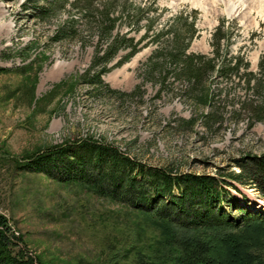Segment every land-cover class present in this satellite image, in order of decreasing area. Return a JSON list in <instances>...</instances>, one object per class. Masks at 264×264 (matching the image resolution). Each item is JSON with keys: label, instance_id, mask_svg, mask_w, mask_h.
<instances>
[{"label": "rangeland", "instance_id": "374dc122", "mask_svg": "<svg viewBox=\"0 0 264 264\" xmlns=\"http://www.w3.org/2000/svg\"><path fill=\"white\" fill-rule=\"evenodd\" d=\"M23 1L0 0V67L6 68L0 71V212L43 264H139L138 251L146 260L156 258L159 229L143 213L85 185L27 171L20 161L55 143L90 138L150 165L237 172L240 157L264 153V110L262 121L251 111L264 94L248 90L237 78L228 83L217 79L196 96L170 80L160 88L146 78L143 64L152 50L167 43L166 35L102 75L119 91L133 92L139 85L134 95L97 91L80 81L95 51L93 31L84 33L90 42L85 47L75 41H50L52 29L66 15L42 22L32 17L31 9L22 8ZM127 1L117 0L118 12L123 4L128 9L148 6L145 15L157 17L153 30L178 25L179 11L189 23V13L196 10L197 32L190 52L209 54L211 34L224 18L230 52L244 54L248 70L258 73L264 51V0ZM155 7L157 12H151ZM118 29L125 32L128 26L122 23ZM143 32L130 35L138 39ZM125 52L120 51L109 66ZM220 89L221 95L208 103V94ZM212 110L220 122L206 126L203 116ZM183 119L193 123L185 125ZM226 181L232 205L224 207L234 216L240 214L235 207L251 208L261 202L254 185Z\"/></svg>", "mask_w": 264, "mask_h": 264}, {"label": "trees", "instance_id": "16d2710c", "mask_svg": "<svg viewBox=\"0 0 264 264\" xmlns=\"http://www.w3.org/2000/svg\"><path fill=\"white\" fill-rule=\"evenodd\" d=\"M21 6L24 10L31 9L32 17L42 22L66 15L52 29L50 41H75L85 47L90 42L84 33L93 31L97 37L95 51L80 81L97 91L120 97L134 95L139 85L133 92L119 91L104 82L102 75L122 65L141 47L157 43L166 35L167 43L152 50L143 64L146 78L158 82L160 88L170 80V84H181L187 95L196 96L202 94L206 84L217 79L228 83L237 78L248 90L264 94V51L258 60V73L249 71L244 54H232L229 50L230 31L224 18L211 34V52L203 54L188 51L197 32L196 10L189 13V23L179 11L176 17L182 21L178 25L153 30L157 17L145 15L148 6L128 9L123 4L118 12L117 0H24ZM152 9L151 12H157L156 7ZM143 19L146 24L140 23ZM122 23L128 26L125 32L118 29ZM141 29L144 32L140 38L130 35ZM144 40L147 41L141 45ZM123 50L126 52L109 66ZM4 70L0 67V71ZM222 91L209 93L208 103ZM263 110L264 97L251 108L259 121L263 120ZM215 113L212 110L204 114L203 124L219 123ZM182 122L190 126L193 119ZM236 162L240 167L237 172L175 170L167 165L143 163L111 144L86 138L36 150L22 159L19 166L57 181L85 185L143 213L159 229L160 238L155 242L159 254L146 260L138 251L139 264H264V153L247 154ZM227 178L254 185L262 196L261 202L251 208L235 207L240 214L234 216L224 207V203L232 205L225 186ZM0 264H43L2 212Z\"/></svg>", "mask_w": 264, "mask_h": 264}]
</instances>
